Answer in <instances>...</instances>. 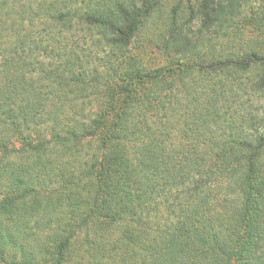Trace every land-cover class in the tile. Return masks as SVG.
Wrapping results in <instances>:
<instances>
[{"label":"trees","instance_id":"16d2710c","mask_svg":"<svg viewBox=\"0 0 264 264\" xmlns=\"http://www.w3.org/2000/svg\"><path fill=\"white\" fill-rule=\"evenodd\" d=\"M0 264H264V0H0Z\"/></svg>","mask_w":264,"mask_h":264},{"label":"rangeland","instance_id":"374dc122","mask_svg":"<svg viewBox=\"0 0 264 264\" xmlns=\"http://www.w3.org/2000/svg\"><path fill=\"white\" fill-rule=\"evenodd\" d=\"M196 2H197V0H164V4H166V9H168V10L169 9H182V10L185 9V10H189L195 5ZM250 33H252V29L244 30L242 32V35H243L242 38H244V39H254V38H256L255 37V34H256L255 31H253V34H250ZM97 102H100V101L97 100L95 102V105L97 104ZM44 130L40 129V132L43 133L42 135L47 136V132L49 133L50 131H44ZM16 144H17L16 148L18 150H20L19 144L18 143H16ZM16 157L17 156H14L13 158L16 159Z\"/></svg>","mask_w":264,"mask_h":264}]
</instances>
